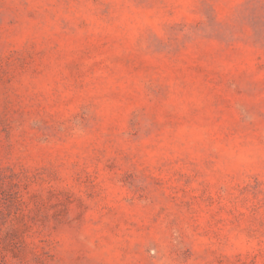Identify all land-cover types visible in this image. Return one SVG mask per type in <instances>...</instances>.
<instances>
[{
    "label": "rangeland",
    "instance_id": "rangeland-1",
    "mask_svg": "<svg viewBox=\"0 0 264 264\" xmlns=\"http://www.w3.org/2000/svg\"><path fill=\"white\" fill-rule=\"evenodd\" d=\"M0 264H264V0H0Z\"/></svg>",
    "mask_w": 264,
    "mask_h": 264
}]
</instances>
